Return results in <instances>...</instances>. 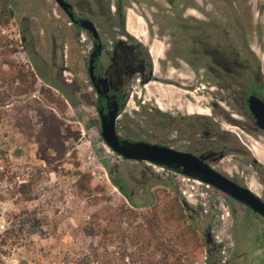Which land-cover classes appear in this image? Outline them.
I'll use <instances>...</instances> for the list:
<instances>
[{"label": "flooded vegetation", "instance_id": "af4514ba", "mask_svg": "<svg viewBox=\"0 0 264 264\" xmlns=\"http://www.w3.org/2000/svg\"><path fill=\"white\" fill-rule=\"evenodd\" d=\"M53 1L56 8L51 12L40 10L48 22L40 27L32 16L36 9L29 15L12 0L15 14L20 13L15 18L22 48L47 89L57 91L75 110L82 104L80 91L93 96L95 115L89 122L100 136L102 115L116 109L115 130L121 141L189 156L264 204V160L254 153L264 155V129L250 103L255 97L264 104V36L248 33L243 6L233 0H64L65 11ZM74 57L81 79L69 80L66 74L72 72ZM155 83L186 92L184 103H160L155 95L147 99L148 87ZM190 105L196 110L190 111ZM101 140L115 157L101 156L109 179H119L137 205H149L153 186H173L180 210L202 236L205 264H260V214L185 174L183 167L128 160ZM131 165L142 166L147 180L133 182L121 171ZM237 228L246 245L258 241L255 261H249L247 247L236 246Z\"/></svg>", "mask_w": 264, "mask_h": 264}, {"label": "rangeland", "instance_id": "374dc122", "mask_svg": "<svg viewBox=\"0 0 264 264\" xmlns=\"http://www.w3.org/2000/svg\"><path fill=\"white\" fill-rule=\"evenodd\" d=\"M16 2L29 15L32 14L31 9L37 10L32 16L40 27H44V22L48 23L44 16H40L41 12L44 14V10L47 13L56 8L53 0ZM233 3L245 8L248 33L264 36V0H233ZM233 9L231 13L237 19V9ZM259 12L261 17H258ZM19 16L20 13L16 18ZM16 18L2 31V35L13 41L10 50L15 52L8 50V59L29 68ZM65 19L61 16V20ZM78 62L76 57L72 58V72L66 74L67 79H81L76 71ZM8 71V66L0 70V87L4 91L9 84ZM171 76L177 77L174 73ZM177 79L185 83L190 81ZM46 87L38 79L32 95L12 98L8 103L0 104V235L6 231L14 232L12 244L4 248L8 251L5 263L75 264L91 255L94 247L99 251L97 256L91 255L90 264H140L137 260L142 247L153 253L160 244L152 240L151 229L161 238L162 244L176 251L168 264H205L202 236L180 210L173 186H153L149 205L133 208L111 183L101 156L107 155V160L115 157L105 150L97 128L89 122V118L95 115L93 96L80 91L82 104L80 110H75L55 90H52L54 102L48 103L41 92ZM148 89L147 99L155 95L160 103L165 101L176 106L184 103L187 95L157 83L149 85ZM63 103L66 108L62 107ZM132 107L133 104L130 110ZM189 107L190 111L196 110L194 105ZM18 121L23 123L22 130L16 126ZM50 126L54 127L55 133L53 141L48 144L44 130ZM234 131L244 137L240 130ZM250 143L261 149L253 141ZM254 153L263 155L259 150H254ZM89 157L97 161L92 167L88 166ZM121 171L130 180L134 179L133 182L147 180L142 166L121 167ZM83 175L88 178L84 182ZM87 180L90 190L81 192ZM24 184L31 185V201L19 192V187ZM122 207L132 210L133 214L122 212L118 225L104 220L110 214L121 212ZM95 214L100 215L102 229L107 228L110 234L105 235L103 231L102 237L92 239L84 229ZM165 219L168 221L164 222ZM234 237L239 249H249V261H255L258 241L246 245L240 228L235 230ZM258 263L264 264V258Z\"/></svg>", "mask_w": 264, "mask_h": 264}, {"label": "trees", "instance_id": "16d2710c", "mask_svg": "<svg viewBox=\"0 0 264 264\" xmlns=\"http://www.w3.org/2000/svg\"><path fill=\"white\" fill-rule=\"evenodd\" d=\"M15 10L13 8L12 0H0V54L4 57L0 59V70H2L3 66H8L9 71L7 72V75H10L9 84L7 87V90H1L0 87V104H6L10 102L12 98H20L24 96H30L35 92V85L37 83L38 77L35 73V71L30 66L29 68L17 64L15 61L8 59V50H10V46L13 44V41H10L8 38H6L4 35H2V31L6 28H8L11 24V22L15 19ZM9 52H15L14 49L10 50ZM43 97L46 99L48 103L54 102V97L52 94L51 89H42ZM63 108H66V105L63 103ZM16 126L19 130H22L23 123H20L19 121L16 123ZM30 128V127H29ZM54 127L50 126V129L47 127L45 128V134L44 138L48 144H50L54 136ZM82 182L84 180L88 179L86 175L82 176ZM110 180L112 184L120 190V192L126 197V199L129 202V205L133 208H140L141 206H148V205H137L133 202V200L130 197V194L128 190L124 187V185L120 182L119 179L115 178L114 176H110ZM86 186L81 189V192L90 190L89 180H87ZM81 183V182H80ZM19 192L24 196V198L27 201L32 200L31 196V185L24 184L19 187ZM121 212L118 211V213H113L109 215V218L105 217V221L112 222L113 224H117L118 219L121 217V213L128 212L130 214H133L132 210H124V207L120 209ZM100 215L95 214L92 216V220L88 225L85 227L84 231L85 234L92 238L96 239L99 237H102V232L104 231L105 235L110 234L107 231V228L102 229V225L100 223ZM103 220V221H104ZM168 221V219H165L164 222ZM114 233V232H111ZM150 233L152 236V240L156 242V244L160 243L159 246L156 247V251L153 253H150V250L145 248L141 249L140 252H138V262L140 264H168L169 259L171 257H174L176 255V251L174 249L166 247L164 244H162V240L159 236L155 235V231H152L150 229ZM14 232L6 231L2 235H0V264H6L4 261V258L8 256V251L5 250V247H9L12 243ZM157 244V245H158ZM151 246V245H150ZM164 246V247H163ZM98 248L92 249V256L98 255ZM159 254V255H158ZM91 255H87L84 259H80L75 264H90V258ZM159 256V258H158ZM85 260H89V262H85ZM180 261V259H178Z\"/></svg>", "mask_w": 264, "mask_h": 264}, {"label": "water", "instance_id": "95a60500", "mask_svg": "<svg viewBox=\"0 0 264 264\" xmlns=\"http://www.w3.org/2000/svg\"><path fill=\"white\" fill-rule=\"evenodd\" d=\"M57 2L65 11H68V5L64 0H57ZM250 103L251 110L257 119V124L264 129V104L255 97L250 99ZM116 116V109H110L107 115H102L101 137H103L108 146L117 154L128 160L149 161L154 164L175 169L183 167L185 174L199 178L200 180L219 188L233 198L243 202L264 218V204L255 196L246 190L236 187L224 177L213 172L192 158H189V156L176 154L146 144H132L121 141L115 130Z\"/></svg>", "mask_w": 264, "mask_h": 264}, {"label": "built area", "instance_id": "2783aa9c", "mask_svg": "<svg viewBox=\"0 0 264 264\" xmlns=\"http://www.w3.org/2000/svg\"><path fill=\"white\" fill-rule=\"evenodd\" d=\"M95 162H97L96 159H92L91 157L88 158V166H89V167L94 166V165H95ZM97 170H101V169H98V168H97ZM101 171H102V170H101ZM93 174H94V173H93Z\"/></svg>", "mask_w": 264, "mask_h": 264}, {"label": "bare ground", "instance_id": "6f19581e", "mask_svg": "<svg viewBox=\"0 0 264 264\" xmlns=\"http://www.w3.org/2000/svg\"><path fill=\"white\" fill-rule=\"evenodd\" d=\"M258 158L260 159V160H264V156L261 154V153H258Z\"/></svg>", "mask_w": 264, "mask_h": 264}, {"label": "crops", "instance_id": "0c3cea01", "mask_svg": "<svg viewBox=\"0 0 264 264\" xmlns=\"http://www.w3.org/2000/svg\"><path fill=\"white\" fill-rule=\"evenodd\" d=\"M130 30L132 31V29L130 28Z\"/></svg>", "mask_w": 264, "mask_h": 264}]
</instances>
